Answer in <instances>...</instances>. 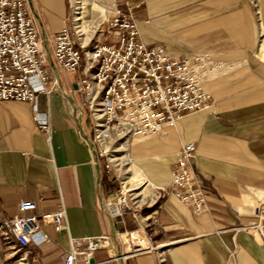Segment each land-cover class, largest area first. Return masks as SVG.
I'll return each instance as SVG.
<instances>
[{
	"label": "crops",
	"instance_id": "obj_1",
	"mask_svg": "<svg viewBox=\"0 0 264 264\" xmlns=\"http://www.w3.org/2000/svg\"><path fill=\"white\" fill-rule=\"evenodd\" d=\"M95 1L108 16L132 7L147 45L189 59L210 56L205 88L211 99L174 126L128 143L133 183L141 180L155 195L144 208L125 209L122 224L106 210L122 201L112 196L117 177L105 173L93 147L92 118L77 91L84 74L59 69L50 55V92L38 99L50 134L39 128L30 103L0 102V218L17 215L19 203L30 201L39 217L65 209L69 229L59 233L40 221V233L21 251L0 231V264H63L71 238L104 233L114 249L96 251V263L112 255L110 264H158L163 251L167 264H264V245L241 229L258 220L253 209L264 202V0ZM27 2L43 37L71 26V0ZM188 143L197 146L193 167L208 194L199 215L177 197L159 195ZM128 234L146 235L154 249L126 254Z\"/></svg>",
	"mask_w": 264,
	"mask_h": 264
},
{
	"label": "built area",
	"instance_id": "obj_2",
	"mask_svg": "<svg viewBox=\"0 0 264 264\" xmlns=\"http://www.w3.org/2000/svg\"><path fill=\"white\" fill-rule=\"evenodd\" d=\"M108 13V11H107ZM104 28L96 31L83 44L74 23L65 26L51 43V55L56 66L69 73L83 72L77 91L84 99L92 123L93 147L98 157L104 159L106 151L99 137V128L113 135L122 133V139L132 141L174 126L184 113L202 109L211 99L205 88L207 71L213 65L210 56L193 59L173 54L162 45H147L141 40L132 7L127 12L118 8L110 10ZM42 31L27 0H0V102L30 103L36 113L39 128L50 134V123L38 111L39 93H49L46 64L48 55L43 47ZM120 139V137H118ZM109 140L107 143H110ZM104 146V147H103ZM197 146L184 144L171 170V182L160 196H175L195 214L207 208L208 194L202 180L193 167ZM104 170L109 174L113 165L105 159ZM117 193V192H116ZM115 193V194H116ZM37 203L22 201L17 215L0 218V231L4 240L25 250L34 236L40 233V221L52 224L56 231H68L65 209L36 215ZM126 202L120 204V212L113 215L108 203L107 212L125 224ZM257 221L241 227L264 245V202L253 209ZM1 217V216H0ZM112 235L71 238L72 249L63 264H110L114 257L103 263L93 260L99 250L111 251ZM130 250L126 254L152 251L146 235H139L142 245L135 246L133 234H128ZM158 251V248H156ZM231 256L235 250L231 251ZM23 259V258H22ZM158 264H167L164 252H158Z\"/></svg>",
	"mask_w": 264,
	"mask_h": 264
},
{
	"label": "rangeland",
	"instance_id": "obj_3",
	"mask_svg": "<svg viewBox=\"0 0 264 264\" xmlns=\"http://www.w3.org/2000/svg\"><path fill=\"white\" fill-rule=\"evenodd\" d=\"M72 6H73V10H74V23L76 26V29L78 30V33L80 35V38L82 40V42H88L89 39L91 38V36L94 35V31H98L100 24H102V28H104V22L107 20L108 14L106 9L103 11L102 9L95 7V5H99L95 0H71ZM80 12V15H78L77 13ZM78 15V16H77ZM81 17L80 21H77V17ZM100 33H95V37L97 35H99ZM261 40L263 39L264 36V30L261 31ZM44 40V44L43 47L49 56L51 55V49H50V44L49 42L45 41V37H43ZM47 39V38H46ZM261 40H260V44H261ZM262 49L264 50V44L262 46ZM104 138V137H103ZM102 138V142H105V147L102 148L103 151H106V156L103 159V163H106L105 159L109 160V163L113 165V174H115V176L117 178H115L116 181V185L117 188L116 190L112 193V195H114L116 192H118L117 194V198H119L122 202L126 201L127 205L129 206V208H138V206L142 205V207L144 208V206H146L148 204V202L150 201H144V202H140V199L142 198V195L140 194H136V192L139 191H144V186L143 185H138L135 186L133 188L129 187L125 181L127 180L126 176H130L131 171L126 172L125 169L126 168H130V165L128 164V161L126 164H122V160L120 162V160L118 159V161L114 160V158H119V157H123L125 156L128 152V143L130 141H127L125 139L121 140L119 139L117 136L113 135V137L111 138V142L107 143L109 140L108 138L103 139ZM123 144L125 145V152L121 151V147L123 146ZM121 163V165H120ZM123 166V167H122ZM134 173V171H133ZM136 173H134L135 175ZM138 178L140 179H145V177L142 174H136ZM147 183H145L146 185ZM139 237V235H138ZM123 242V240H122ZM125 243V242H124ZM143 246H147V243H144ZM131 249V248H130Z\"/></svg>",
	"mask_w": 264,
	"mask_h": 264
},
{
	"label": "bare ground",
	"instance_id": "obj_4",
	"mask_svg": "<svg viewBox=\"0 0 264 264\" xmlns=\"http://www.w3.org/2000/svg\"><path fill=\"white\" fill-rule=\"evenodd\" d=\"M95 7H98V8H100V9H102L103 11L105 10V8H103L102 6H100V5H95ZM78 15H80V12L79 13H77ZM77 15V16H78ZM76 16V17H77ZM77 19V21H80L81 20V17H77L76 18ZM102 28V24H100V26H99V29L98 30H100ZM96 33V31H94V34ZM83 44H86V42H83ZM263 44H264V41H263V43H262V46H263ZM262 48V47H261ZM98 134H99V137H100V139L102 140V138L103 139H106V138H108V140H111V138L113 137V134L111 133V132H109V131H107L106 129H103V128H99V130H98ZM116 135H117V137H120V139L121 140H123L122 139V133H120V132H116ZM103 141V140H102ZM104 144H105V142H103ZM121 151L122 152H125V145L123 144V146L121 147ZM118 159L120 160V162H121V160H122V164H126L127 163V161H128V154H126L125 156H123V157H119V158H114V160H116V161H118ZM129 164V163H128ZM120 165H121V163H120ZM123 167V166H122ZM125 171L126 172H129V171H131L130 170V168L128 167V168H126L125 169ZM127 178V180L125 181V183L129 186V187H131V188H133V187H135V186H138L141 182V180H136L137 182L136 183H133V180H134V177L133 176H126ZM117 194H118V192L116 193V194H114V195H112V196H117ZM136 194H140V195H142V198L140 199V202H144V201H150V200H152L153 198H154V195H155V193L154 192H147V191H139V192H136ZM112 196H110V197H112ZM124 202H126V201H123V202H118L117 204H115L114 206H110L109 205V203H108V206H109V210H110V212L113 214V215H117V214H119V212H120V204H122V203H124ZM145 203V202H144ZM138 207H140V208H143L142 207V205H140V206H138ZM133 242H134V244H135V246H143L142 245V243H140V240H139V238H138V234H134L133 235ZM123 243H124V241H123ZM124 245H125V248H126V250H128V252L129 251H131L130 250V242H129V238H128V240H127V243L125 244L124 243ZM111 250H113L114 249V245H111Z\"/></svg>",
	"mask_w": 264,
	"mask_h": 264
}]
</instances>
